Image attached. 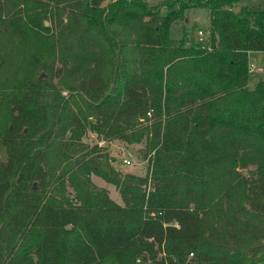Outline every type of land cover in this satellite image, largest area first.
Wrapping results in <instances>:
<instances>
[{"label": "trees", "instance_id": "obj_1", "mask_svg": "<svg viewBox=\"0 0 264 264\" xmlns=\"http://www.w3.org/2000/svg\"><path fill=\"white\" fill-rule=\"evenodd\" d=\"M240 1L0 0V71L37 41L0 90V264H264V0ZM192 8L209 49L171 45ZM87 131L143 143L144 175Z\"/></svg>", "mask_w": 264, "mask_h": 264}, {"label": "rangeland", "instance_id": "obj_2", "mask_svg": "<svg viewBox=\"0 0 264 264\" xmlns=\"http://www.w3.org/2000/svg\"><path fill=\"white\" fill-rule=\"evenodd\" d=\"M112 0H105V4ZM149 4H159L164 0H144ZM242 4H249L255 8H259L262 5V0H241ZM185 28V35L187 43L196 44L198 42V31L208 28V10L207 8H192L186 11L185 20L182 23H173L170 27L171 45L176 46L180 43L183 37ZM203 34L207 36V32L203 31ZM37 41L29 37L23 43L16 42L12 47V56L10 57L9 64H7L0 71V90L8 88V85L13 81L12 75H20L25 66L26 60L36 46ZM200 45V43H199ZM250 65L253 64V70L249 79V85L253 86L259 78L264 79V54H251ZM262 69H257V68ZM252 69V66H251ZM6 102L0 96V130L3 128V119ZM4 107V109H3ZM88 146L97 145L99 152H106L113 159V165L123 173H134L136 175H144L147 168V159L143 158V143L138 144H126L118 139L106 140L97 136L94 132L87 131L81 139ZM123 158H129L130 164L124 165ZM246 172V170H244ZM91 181L99 187H104L108 190L110 197L118 203H122V199L119 195L117 188L110 183H107L101 177L91 175Z\"/></svg>", "mask_w": 264, "mask_h": 264}, {"label": "built area", "instance_id": "obj_3", "mask_svg": "<svg viewBox=\"0 0 264 264\" xmlns=\"http://www.w3.org/2000/svg\"><path fill=\"white\" fill-rule=\"evenodd\" d=\"M198 34H199L198 42L200 43L201 47L205 48V49H209L207 36H205L203 34L202 30H199ZM251 66H252V69H251ZM250 70H253V65L252 64L250 65ZM122 162H123L124 165H128V164H130V159L129 158H123Z\"/></svg>", "mask_w": 264, "mask_h": 264}, {"label": "water", "instance_id": "obj_4", "mask_svg": "<svg viewBox=\"0 0 264 264\" xmlns=\"http://www.w3.org/2000/svg\"><path fill=\"white\" fill-rule=\"evenodd\" d=\"M46 24V22H45ZM42 76V74H41ZM17 114V112H15V115ZM6 159V150H5V147H1L0 148V162H4Z\"/></svg>", "mask_w": 264, "mask_h": 264}, {"label": "crops", "instance_id": "obj_5", "mask_svg": "<svg viewBox=\"0 0 264 264\" xmlns=\"http://www.w3.org/2000/svg\"><path fill=\"white\" fill-rule=\"evenodd\" d=\"M239 5H243L241 2H240V4ZM246 5H248V6H250L249 4H246ZM203 31H206V29L205 30H203ZM207 32V31H206ZM264 54V52H260V51H251V52H249V57H250V55L251 54ZM250 60V59H249ZM253 65V64H252ZM253 66H255V65H253ZM257 69H262V68H257ZM263 70V69H262Z\"/></svg>", "mask_w": 264, "mask_h": 264}]
</instances>
